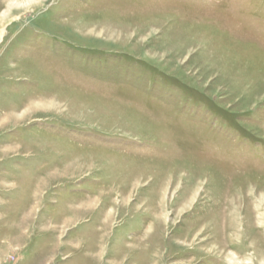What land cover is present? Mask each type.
Returning a JSON list of instances; mask_svg holds the SVG:
<instances>
[{"label":"rangeland","instance_id":"rangeland-1","mask_svg":"<svg viewBox=\"0 0 264 264\" xmlns=\"http://www.w3.org/2000/svg\"><path fill=\"white\" fill-rule=\"evenodd\" d=\"M4 264H264V0H0Z\"/></svg>","mask_w":264,"mask_h":264},{"label":"crops","instance_id":"crops-1","mask_svg":"<svg viewBox=\"0 0 264 264\" xmlns=\"http://www.w3.org/2000/svg\"><path fill=\"white\" fill-rule=\"evenodd\" d=\"M4 262H5V260L4 259L1 260V258H0V264H4Z\"/></svg>","mask_w":264,"mask_h":264}]
</instances>
